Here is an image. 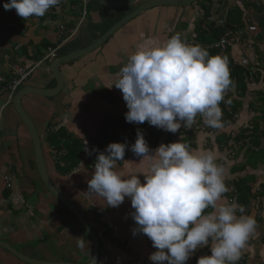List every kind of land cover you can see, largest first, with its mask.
Returning <instances> with one entry per match:
<instances>
[{
	"label": "crops",
	"instance_id": "crops-1",
	"mask_svg": "<svg viewBox=\"0 0 264 264\" xmlns=\"http://www.w3.org/2000/svg\"><path fill=\"white\" fill-rule=\"evenodd\" d=\"M145 1L135 0L132 6L113 10L100 6L96 0L90 5V0L91 11L88 12V5L86 15L82 18L81 0H61L58 6L49 9L43 17L22 19L15 9H4L3 4L8 0H0V80H10L13 66L31 69L47 50L54 49L55 59L88 47ZM199 3L188 8L157 7L146 11L122 26L95 51L60 65L63 87L57 96L23 97L22 107L25 112V107L33 112L36 123L30 119L39 128L35 126L40 143L48 134H52L48 129L54 128L57 131L63 128L79 142L86 132H90L94 135V142L103 146L107 140L104 126H118L119 120L126 113L121 91L112 86L119 78L120 69L137 48L163 43L172 36L171 33H180L183 40L194 44L190 37H193V24L202 15ZM236 8L242 12L241 29L244 28L243 20L246 17L257 27V19L264 20V0H218L211 3L210 14L223 19L226 12L230 13ZM60 27L63 28L61 41L58 40ZM181 27L185 29L180 30ZM260 36H263L262 33L257 35L256 41ZM259 42L256 47L259 54L253 56L256 58V66L262 65L260 77L263 79L264 37ZM52 61L35 69L18 91L25 87L54 88L55 80L50 73ZM254 89L263 90L264 81L250 86L245 97L249 99ZM6 91L5 84L0 83V108L6 102ZM249 103H243L240 112L246 119L253 116L247 109ZM235 124L237 126L238 123ZM148 125H144L143 134L150 153L162 143L177 141L188 144L196 152L212 151L217 156V162L225 169L224 180L229 189L224 194L227 202L234 201L232 182L245 175L255 177V183L250 188L249 206L244 214L253 216L257 226L242 250L244 261L239 260L236 264H264V163L258 164L255 169L248 166L244 171L237 172L235 168L242 164V155L228 147H217L215 138L216 134L221 133L219 128H214L217 133L214 130L211 132L207 126L205 132L190 137H177L172 132ZM41 148L43 152L42 143ZM126 148L127 157L116 162L117 170L124 176L138 175L143 183V175L149 173L150 161L147 157L137 156L131 147ZM44 149L49 162V169L45 164L46 170L55 188L78 209L94 233H101L98 237L97 264H153L149 255L156 249L152 247L151 240L139 232L133 235L136 224L130 215L134 211L130 199L126 197L119 206L109 207L103 198L89 192L87 182L91 178L96 157L92 162L82 163L80 143L77 164L68 174L61 175L55 168L54 154L50 153L46 141ZM31 162L32 144L11 102L3 109L0 117V244L5 243L23 256L38 262L88 263L91 260L90 239L73 216L44 188ZM5 177L10 179L9 187L4 184ZM223 202L225 200L222 199L218 203ZM209 211L212 209H206L205 213ZM80 239L85 243L83 248L78 246ZM205 254L210 255L208 247L197 249L186 264H196L197 258ZM0 264L27 263L18 260L0 246Z\"/></svg>",
	"mask_w": 264,
	"mask_h": 264
},
{
	"label": "clouds",
	"instance_id": "clouds-1",
	"mask_svg": "<svg viewBox=\"0 0 264 264\" xmlns=\"http://www.w3.org/2000/svg\"><path fill=\"white\" fill-rule=\"evenodd\" d=\"M60 3L8 0L3 7L28 19L43 17ZM118 75L112 86L121 91L126 103V122H147L176 133L191 127L200 115L205 125L222 126L219 105L232 85L227 60L211 55L200 44L187 43L180 33L163 43L137 48ZM125 148L124 143L112 142L104 151L96 150L88 188L109 207L130 199L134 209L130 215L136 224L133 235H146L156 249L149 260L186 264L197 249L208 247L210 255L199 256L196 264H236L257 223L244 214V205L227 202L225 169L217 156L212 151L196 152L180 141L162 143L150 153L143 132L137 129L131 150L150 161L142 183L138 175L124 176L117 170ZM222 199L225 202L218 203ZM209 208L212 211L205 213ZM78 246L85 247L82 239Z\"/></svg>",
	"mask_w": 264,
	"mask_h": 264
},
{
	"label": "trees",
	"instance_id": "trees-1",
	"mask_svg": "<svg viewBox=\"0 0 264 264\" xmlns=\"http://www.w3.org/2000/svg\"><path fill=\"white\" fill-rule=\"evenodd\" d=\"M204 1L205 2L203 3H205L206 6H203L202 2L199 3V0H196L201 7L202 15L196 20L195 24H193V37H190V40L194 41V44H200L206 48L208 45L217 41L220 34L206 21L210 11L211 0ZM241 14L242 12L236 8L230 13L226 12L223 19L227 25L236 23L235 26L241 29ZM257 25L258 35H261L262 33L264 36V20L258 18ZM227 29L228 27L225 26L222 32H225ZM257 45L259 46V44ZM257 45L254 46V51L259 54V51L256 48ZM207 50L211 55H220L226 58L230 72V79L232 81V85L224 95V100L219 105L222 110V126L219 127L221 133L219 135L216 134L215 138L217 147L224 146L225 149L228 147L231 150H236V153L242 155V164L235 168L237 172L244 171L248 166L255 169L258 164L264 163V89H254L251 92L252 95L256 96V99L255 102L249 103L247 109L249 113L253 114V116L246 119L243 117L244 114H240V112L242 111L243 99L245 98L248 88H250V86L258 85L260 81H264V78L262 79L260 77L263 72L262 65L260 64L259 67H257L252 64L251 66L253 67V70L250 71L248 67H241L234 64L229 55V50L224 54L211 48ZM8 93L7 90L6 101ZM226 101H230V103H226ZM235 123H238L239 125L237 124V126H235ZM145 124L146 122L140 125L127 127L126 139L114 138L113 142L124 143L126 146L131 147L135 142L137 129L144 133ZM148 126L152 127L151 125ZM210 129L211 132L214 130L213 132L217 133L215 131L217 128L214 129L210 127ZM231 133H234L233 143L230 140ZM169 139L170 138L168 137V140ZM45 140L50 147V153L54 154V162L57 172L61 175L68 174L77 164L79 159V140L73 135L67 133L63 128L57 129L55 133L48 134ZM95 157L96 155H92L90 162H92ZM31 165L35 168L33 162H31ZM254 183L255 177L253 175H245L231 183L235 191V195L233 196L234 201L238 204L244 205L245 209L249 206V201L251 199L250 188Z\"/></svg>",
	"mask_w": 264,
	"mask_h": 264
},
{
	"label": "water",
	"instance_id": "water-1",
	"mask_svg": "<svg viewBox=\"0 0 264 264\" xmlns=\"http://www.w3.org/2000/svg\"><path fill=\"white\" fill-rule=\"evenodd\" d=\"M100 6L109 9H121L125 7L132 6L135 0H96ZM196 0H147L142 4L138 5L128 14H126L123 18H121L118 22H116L111 28H109L104 34H102L95 42L90 44L88 47L83 48L81 50H77L70 54H67L63 57L53 59L50 65V73L52 74L55 80V87L51 89H33L30 87L22 88L15 95L12 106L13 110L18 117L19 121L25 128L28 133L29 139L32 144L33 149V162L35 165V170L37 176L39 177L42 185L48 191V193L58 201L68 212L72 214L76 222L79 224L83 232L87 235L91 242V260L86 264H97L98 262V254H99V242L98 236L94 233L90 226L84 220L82 214L78 211V209L61 193L59 192L52 181L50 180L46 166L44 163L43 152L41 148V143L39 139V135L37 130L30 119V117L24 111L21 100L23 97L27 95H34L43 98H52L58 95V93L62 90L63 82L59 72V66L62 64H66L77 60L99 48L109 37H111L117 30H119L122 26L132 21L139 15L149 11L153 8L157 7H180V8H188L192 4H194ZM5 250H7L11 255H13L18 260L27 263V264H69V263H47V262H38L31 260L22 254L18 253L14 249L10 248L7 244H0Z\"/></svg>",
	"mask_w": 264,
	"mask_h": 264
},
{
	"label": "built area",
	"instance_id": "built-area-1",
	"mask_svg": "<svg viewBox=\"0 0 264 264\" xmlns=\"http://www.w3.org/2000/svg\"><path fill=\"white\" fill-rule=\"evenodd\" d=\"M218 0H211V3H215ZM90 3V0H81V16L82 18L86 15L87 7ZM206 21L208 24L212 25V27L217 30V32L220 34L219 39L215 41L214 43L208 45L206 49H213L218 51L219 53H225L227 50H229V55L233 61L234 64H237L241 67H248L250 71H252L253 67L252 64L256 66L255 61L256 58L253 56L252 58L247 54L251 51V49L254 48L255 45H257V35H258V29L257 26L252 22V20L249 17H246L243 20L244 28L239 29L234 25H227L225 20L222 18H218L215 20L214 15L211 14V16L206 18ZM227 26L228 29L225 32H222L223 28ZM59 37L58 40L61 41V36L63 35V28H59ZM235 50L239 52V57H234ZM54 49L53 50H47V53L38 60L34 65L33 68L29 71L23 70L20 67L14 66L13 72L15 74V78L12 79V81L8 84V89L13 92L16 87L21 83V81L25 80L34 69L39 68L46 62H51L54 58ZM246 52V53H245ZM125 108L127 110V107L125 105ZM125 118L123 119L122 124H126ZM49 130H55L54 128H50ZM207 130V125L203 122V118L199 115L195 119V122L192 124L191 127H182L178 132L176 133H183L187 137H189L196 133L205 132ZM114 130L110 129L107 133L108 136L113 135ZM120 136H127V133L123 129H119L117 132ZM233 137L234 133L230 134V140L233 143ZM125 139V138H124ZM82 144V153H81V160L87 161L89 154H95L97 153L96 150H100V147L98 143L94 142L93 137L91 140H89V135L85 136V138L81 142ZM107 146V145H106ZM105 146V148H106ZM104 148V150H105ZM128 148H125V154ZM125 156V155H124ZM4 184L6 187L10 186V179L9 177L4 178ZM98 237L101 236V233L97 234ZM240 261H243L244 258L241 257L239 259Z\"/></svg>",
	"mask_w": 264,
	"mask_h": 264
},
{
	"label": "bare ground",
	"instance_id": "bare-ground-1",
	"mask_svg": "<svg viewBox=\"0 0 264 264\" xmlns=\"http://www.w3.org/2000/svg\"><path fill=\"white\" fill-rule=\"evenodd\" d=\"M85 17V16H84ZM83 17V18H84ZM17 67H20V66H18V65H16ZM14 67V66H13ZM21 69H23V70H26V71H29V70H31V69H25V68H23V67H20ZM13 69V68H12ZM35 70V69H34ZM33 70V71H34ZM11 77H10V80L9 81H5V80H0V83H4L5 84V88L8 90V96H7V101L5 102V104H4V106H2L1 108H0V117H1V113H2V111H3V109L6 107V106H8L11 102H13V99H14V97H15V95L17 94L16 92L18 91V89L20 88V86L22 85V83L24 82V81H26L27 79H28V77L32 74H30L25 80H23V81H21V83L16 87V89L13 91V92H11L9 89H8V84L12 81V79H14L15 78V74H14V72H13V70H11ZM22 89V88H21ZM20 89V90H21ZM126 112H127V110H126ZM125 117H123L120 121L121 122H119V125L118 126H108V125H105L104 126V130H105V136H106V142L103 144V146H99L100 147V150L101 151H104V148H105V146L106 145H108L109 143H112L113 142V139L114 138H119V139H123V138H125V136H120V135H118L117 134V132H118V130L119 129H123L126 133H127V127H129V126H133V125H140V124H134V123H126V124H122V122H123V119H124ZM147 123V122H146ZM110 129H113L114 130V134L113 135H110V136H108L107 135V133H108V131L110 130ZM49 132L50 133H55L56 132V130H49ZM87 135H89V140H91L92 139V137H94V135L92 134V133H90V132H86L84 135H83V137H82V139H81V141H80V143L82 142V140L85 138V136H87ZM174 135H176L177 137H179V136H186L185 134H183V133H174ZM189 136V135H188ZM94 140V139H93ZM32 151H33V149H32ZM81 153H82V144H81ZM127 154H128V150L126 151V154H125V156H124V158H126L127 157ZM92 155H97V153H93V154H89V156H88V160L87 161H82L81 160V162L82 163H88V162H90V157L92 156ZM80 159H81V155H80ZM260 189V188H259ZM232 192L234 193L235 191L234 190H232ZM62 206V205H61ZM65 209V208H64ZM66 210V209H65ZM70 213V212H69ZM71 214V213H70ZM72 215V214H71ZM74 218V217H73ZM242 257V256H241ZM244 258V257H243ZM244 261V260H243ZM243 261H241V262H243Z\"/></svg>",
	"mask_w": 264,
	"mask_h": 264
},
{
	"label": "rangeland",
	"instance_id": "rangeland-1",
	"mask_svg": "<svg viewBox=\"0 0 264 264\" xmlns=\"http://www.w3.org/2000/svg\"><path fill=\"white\" fill-rule=\"evenodd\" d=\"M92 2H94V0H91V3H90V5H92ZM90 5H89V7H88V12H90L91 10H90ZM203 6H206V4L205 3H203L202 4ZM192 6H194V4L192 5ZM211 10V9H210ZM208 16H211V14H210V11H209V15ZM214 18H215V20L216 19H218V18H220L218 15H216V16H214ZM186 19H188V18H186ZM129 23V22H128ZM171 29V28H170ZM181 29H185V28H180V30ZM179 30V31H180ZM171 32H173L172 31V29H171ZM172 35H174L173 33H171ZM263 37L264 36H260L259 37V39L257 40V43L259 44L260 42L259 41H261L262 39H263ZM103 50H105V48H103ZM102 50V51H103ZM246 53V52H245ZM255 53H257L256 51H254V48L253 49H251V51L250 52H248L247 54L252 58V60H253V54L255 55ZM256 56V55H255ZM234 57H239V52L237 51V50H235V53H234ZM262 60V59H261ZM255 99H256V96L255 95H252V94H249V99L247 98V97H245L244 99H243V103H245V105H247V102H255ZM26 108V113H27V115L29 116V117H31L32 119H33V121L35 122V119H34V115H33V112L32 111H30L29 110V108H27V107H25ZM46 111H47V115H49V111L46 109ZM199 116V115H198ZM36 123V122H35ZM36 126V125H35ZM235 126H236V124H235ZM37 127V129H39L38 128V126H36ZM39 132H40V130H38ZM40 135H42L41 134V132H40ZM44 137V136H43ZM46 139V137L44 138V140L42 139V147H43V154H44V161H45V164H46V166L48 167V169H49V162H48V160H47V153H46V150L44 149V141H46L45 140ZM71 200V199H70ZM64 209V208H63Z\"/></svg>",
	"mask_w": 264,
	"mask_h": 264
}]
</instances>
